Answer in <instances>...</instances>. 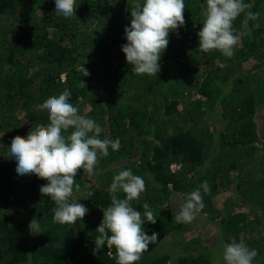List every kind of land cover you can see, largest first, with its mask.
I'll list each match as a JSON object with an SVG mask.
<instances>
[{
    "label": "trees",
    "instance_id": "1",
    "mask_svg": "<svg viewBox=\"0 0 264 264\" xmlns=\"http://www.w3.org/2000/svg\"><path fill=\"white\" fill-rule=\"evenodd\" d=\"M135 2L76 0L65 18L54 0H0V264H116L106 244L93 255L94 241L113 177L129 169L145 181L131 206L143 216L147 203L157 217L143 225L157 240L135 264H225L223 249L233 240L257 250L252 264H264V0H244L260 15L247 28L245 13L235 19L245 34L231 58L199 49L206 0H184L185 24L169 32L155 76L134 74L121 51ZM65 89L78 114L104 129L100 139L121 144L99 157L93 175L78 171L80 189L73 187L69 202L88 212L75 224L53 222L55 205L39 191L47 181L17 174L8 157L15 136L49 123L39 106ZM196 189L204 208L195 217L210 226L205 237L217 230L212 246L221 252L190 236L198 218L175 221V196L185 203ZM220 195L226 200L218 210ZM33 217L42 233H31Z\"/></svg>",
    "mask_w": 264,
    "mask_h": 264
},
{
    "label": "clouds",
    "instance_id": "2",
    "mask_svg": "<svg viewBox=\"0 0 264 264\" xmlns=\"http://www.w3.org/2000/svg\"><path fill=\"white\" fill-rule=\"evenodd\" d=\"M54 2L56 14L65 18L74 15L76 0ZM185 8L184 0H143V3L136 0L130 11V25L124 29L127 43L121 46L127 64L133 66L134 74L155 76L159 73L158 61L168 46L169 32L185 24ZM251 8L252 5L244 0H206V7L202 6L201 12L203 26L197 33L199 49L203 53L217 50L226 58H231L235 46L245 34L237 33L233 22L245 13L242 26L247 28L248 21L257 20L260 15ZM70 95V91L65 89L58 96L47 98L39 107L47 112L49 123L46 126L37 125L26 137L15 136L8 148V157L16 161L17 174H35L47 181L39 191L53 201V222L59 224H75L88 212L84 205L69 202L73 187L80 189L75 180L78 171L82 169L88 176L93 175L99 157H107L109 147L114 151L121 147L119 138H99L104 129L93 119L78 114V108L69 103ZM70 128L73 131L64 135ZM172 166L178 169V165ZM202 187L205 192L210 191L206 181ZM108 191L111 193V206L103 210V219L96 229L98 235L93 255L106 244L107 255L113 257L116 264H135L158 235L153 232L149 236L143 229L145 222L156 223L157 217L149 205H143V216L131 206V202L138 200L145 191V181L133 175L130 169L123 170L113 177ZM119 192L124 194L123 199L118 198ZM203 208V196L200 189H196L187 194L175 221L190 223ZM28 227L32 234L42 233L35 217ZM257 255V250L235 240L223 249L225 264H252Z\"/></svg>",
    "mask_w": 264,
    "mask_h": 264
},
{
    "label": "rangeland",
    "instance_id": "3",
    "mask_svg": "<svg viewBox=\"0 0 264 264\" xmlns=\"http://www.w3.org/2000/svg\"><path fill=\"white\" fill-rule=\"evenodd\" d=\"M171 169L172 170L177 169V166H172ZM175 197L177 198L176 200L178 201L177 202L178 206L181 208L182 205L184 204V202H183L184 200L181 197H179V196H175ZM225 200H226L225 195H220V196H216L215 198H213V204H214L215 208L218 209V210H221ZM196 215H199V212L196 213ZM195 218H198L197 219L198 221L196 220V221L193 222V226L191 227V231H190L191 232L190 236L191 237L192 236H200L201 238H203L202 240H203L204 243H205V239H207L206 240L207 241L206 244L208 246H212L214 241H215L214 239H217V233H218L217 230L214 229L212 231V233L208 237H205L203 235V233L206 232L209 229L207 227H210V226H206L205 224H202V222L200 220L201 219L200 217H195ZM213 228H214V226H213ZM204 234H206V233H204ZM218 239H220V238H218ZM173 241L174 240H165L163 244H166L165 245L166 248L170 247L172 249L173 248L175 249V247H177V246H176V243H173ZM151 245L152 244H149V247ZM212 247H213L212 248L213 249V253L221 252L220 249L216 245H214Z\"/></svg>",
    "mask_w": 264,
    "mask_h": 264
}]
</instances>
